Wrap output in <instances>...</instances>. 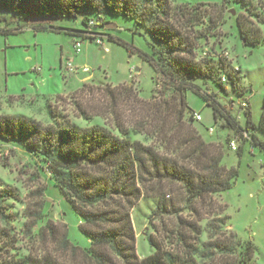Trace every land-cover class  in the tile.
<instances>
[{"label": "trees", "instance_id": "16d2710c", "mask_svg": "<svg viewBox=\"0 0 264 264\" xmlns=\"http://www.w3.org/2000/svg\"><path fill=\"white\" fill-rule=\"evenodd\" d=\"M233 1L241 6L245 2ZM196 7H174L170 0H0V22L6 27L25 22L33 30L59 31L63 28L52 25L53 19L79 18L80 27L64 31L82 40L90 30L105 35L106 41L110 39L111 35L104 31L106 15L130 17L148 33L151 41L147 49L138 50L117 41L129 51L135 48L163 77L159 96L152 95L148 100L140 98L130 85L88 86L101 91L105 107L76 102L78 116L90 119L111 113L113 128L99 122L79 125L59 115L50 103L52 123L20 114H0V140L15 142L43 162L53 186L79 216V230L88 241L84 246L74 242L66 223L58 225L47 220L35 234L42 252H28L19 258L9 256L2 264H254L253 241L228 230L226 216L208 218L203 227L200 218L188 219L180 212L181 203L197 212L195 201L231 188L238 176L237 168L222 163L225 148L202 136L192 124L196 121L193 112L186 115L188 90L204 98L214 119L225 114L229 126L239 130L251 147L264 152V94L257 121L252 117L249 97L239 102L245 116L240 124L230 115L231 107L221 106L222 114L215 93L202 92L197 83L200 80L209 89L212 81L222 90L229 83L240 96L251 90L250 86H241L240 67L230 64L224 50L214 56L207 51L196 56V51H202L199 41L208 37L194 28L204 17ZM33 14L52 18L30 25L28 19ZM220 23L209 17L206 27L212 33ZM235 26L245 44L257 45V36L246 37L249 33L243 30L239 16ZM17 31L20 30L0 28L4 35ZM86 87L83 84L75 92ZM60 98L62 95L56 96ZM140 132L148 134L152 141L145 143L133 137ZM235 151L241 155L242 146ZM176 191L181 195L179 200L175 198ZM5 197H15L14 191L5 188L0 193V205ZM145 197L156 199L152 218L174 215L176 221L164 242L157 241L153 234L147 236L154 250L141 257L136 252L131 211ZM39 210L26 214L30 236L42 219ZM150 223L153 225V220ZM204 229L207 235L202 239ZM8 237L6 230H0V239ZM48 243H57L60 253L47 249Z\"/></svg>", "mask_w": 264, "mask_h": 264}, {"label": "rangeland", "instance_id": "374dc122", "mask_svg": "<svg viewBox=\"0 0 264 264\" xmlns=\"http://www.w3.org/2000/svg\"><path fill=\"white\" fill-rule=\"evenodd\" d=\"M170 1L174 7L186 4L197 6L199 13L204 16L203 21L194 28L197 32L207 33L208 37H202L199 41L202 51H196V56L205 51L214 56L217 51L224 50L230 64L240 67L241 86L251 88L247 92L240 88L241 92L244 91L240 96L229 83L222 90L219 85L210 81L208 89L199 80L197 83L201 91L215 93L220 112L224 114L221 106L231 107L230 115L240 124L244 123L245 116L239 102L249 97L247 101L251 114L257 121L264 94V0H244L243 6L233 0ZM238 16L244 26L243 30L249 33L246 37H258L257 45L245 44V39L240 37L235 26ZM209 17L221 21L212 33L206 27ZM106 21L117 25V28L104 29L111 35L109 40H105L104 46L108 50L105 51L104 47L93 41L84 40L79 53H75L73 46L77 37L64 31V28L80 27L79 18L53 19L52 25L63 28L59 31L33 30L25 22L8 26L20 31L0 34V114H20L44 124L52 123L48 107L50 103L55 106L59 115L64 114L79 125L99 122L113 128L114 116L111 113L105 112L103 116H93L90 119L78 116L76 102L105 107L103 102L106 100L101 91L89 89L88 86L123 84L134 88L143 100H148L152 95L159 96L163 77L136 50L147 49L151 39L146 30L136 25L132 18L122 15H106ZM4 27L8 28L0 22V28ZM117 39L136 49L130 48L129 51ZM68 61L74 68L71 72L67 69ZM83 67L87 68L86 72L82 71ZM83 84L87 87L75 92ZM59 94L62 98L57 100L56 96ZM186 104V115L196 112L201 116V120L193 121L192 124L207 141H214L225 148L222 163L228 168H237L238 176L231 188L210 193L195 201V213L188 205L181 203V215L194 220L200 218L199 222L203 227L208 218L226 216L228 230L242 239L253 241L255 250L252 262L264 264V152L256 146L251 147L239 130L229 126L225 114L214 119L211 106L192 90L186 92ZM133 137L145 143L152 141L148 134L141 132ZM231 140L237 146H242L241 155L229 147ZM42 166L43 162L15 142L0 140V193L6 188L12 189L15 194V197L1 200L0 230H6L9 237L0 239V264L9 256L19 258L28 252H42V244L35 234L37 228L47 220L58 225L66 223L74 242L82 246L88 244L78 227L79 216L71 204L63 199L62 192L53 186ZM175 198H181L177 191ZM155 201V198L145 197L131 211L136 252L141 257L154 250L147 240L149 234H153L157 241L164 242L168 230L175 225L174 215L152 218ZM41 202L42 209L39 208ZM37 210L42 212V219L37 222L30 236L26 227V214ZM152 220L153 225L150 223ZM206 235L204 229L201 238L205 239ZM46 248L58 251L57 243H48Z\"/></svg>", "mask_w": 264, "mask_h": 264}, {"label": "built area", "instance_id": "2783aa9c", "mask_svg": "<svg viewBox=\"0 0 264 264\" xmlns=\"http://www.w3.org/2000/svg\"><path fill=\"white\" fill-rule=\"evenodd\" d=\"M85 36L87 37L86 39L84 40H88L90 42H94L95 44H97L98 46L100 47H104L105 48V51H107V47H105V39H106V36L101 34L100 32H92L91 30L90 31H86L85 32ZM82 39H76L74 41V49H75V53H79L80 50H81V45H82V42L84 41ZM67 69L71 72L74 70V68L72 67V64L70 61L67 62ZM82 71L83 72H86L87 71V68L86 67H83L82 68ZM192 117L193 119H195L196 121H199L201 120V116L199 113H196V112H193L192 113ZM210 131H212V128H209ZM229 147L233 150H235L237 148V145H236V142L234 140H231L229 142Z\"/></svg>", "mask_w": 264, "mask_h": 264}, {"label": "water", "instance_id": "95a60500", "mask_svg": "<svg viewBox=\"0 0 264 264\" xmlns=\"http://www.w3.org/2000/svg\"><path fill=\"white\" fill-rule=\"evenodd\" d=\"M52 17L50 16H45V15H37V14H33L29 17L28 22L30 25L33 24H43L46 22H49L51 20ZM106 28H116L117 25L111 22H108L105 25Z\"/></svg>", "mask_w": 264, "mask_h": 264}]
</instances>
